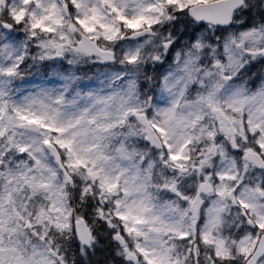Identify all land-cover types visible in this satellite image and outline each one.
I'll return each instance as SVG.
<instances>
[{"label":"snow or ice","instance_id":"obj_1","mask_svg":"<svg viewBox=\"0 0 264 264\" xmlns=\"http://www.w3.org/2000/svg\"><path fill=\"white\" fill-rule=\"evenodd\" d=\"M0 264H264V0H0Z\"/></svg>","mask_w":264,"mask_h":264}]
</instances>
